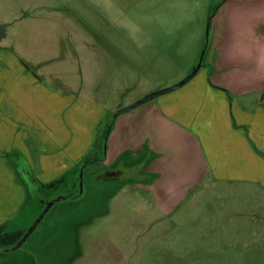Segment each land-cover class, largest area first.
<instances>
[{
    "label": "rangeland",
    "instance_id": "374dc122",
    "mask_svg": "<svg viewBox=\"0 0 264 264\" xmlns=\"http://www.w3.org/2000/svg\"><path fill=\"white\" fill-rule=\"evenodd\" d=\"M26 1L40 14L50 8L51 17L58 20L55 25H62V35L50 30L46 40L49 38L50 55L57 52L64 61L51 59L37 67L40 73L45 67L51 88H61L67 106L35 117L42 125L33 133L23 127L31 140L26 147L35 157L39 176L50 178L53 175L44 172L41 158L53 163L57 156L77 154L82 151L77 141L87 143H83L85 151L97 122L102 128L118 108L130 105L144 90H161L189 74L194 28L203 9L193 11L197 5H189L188 0ZM206 34L207 41L208 31ZM74 56L80 63L71 62ZM82 66L85 75L76 78L81 76ZM86 84H93L95 98L106 108L75 110V100L83 89H89ZM48 131L57 142L47 146L42 133ZM97 151H103L99 140L89 159ZM62 161L60 168L51 171L71 162L68 157ZM138 164L120 165L124 172L117 182L104 176L110 168H118L117 161L89 165L82 192L77 186L78 197L56 202L45 215V224L53 227L52 237L45 224H40L20 248L0 256V264H264V175L259 187L247 177L210 181L169 214L161 210L156 195L142 187L153 175ZM180 184L186 195V179ZM110 194L114 196L107 201ZM36 195L38 201L30 200L25 215L18 218L20 228L33 223L43 208Z\"/></svg>",
    "mask_w": 264,
    "mask_h": 264
},
{
    "label": "crops",
    "instance_id": "0c3cea01",
    "mask_svg": "<svg viewBox=\"0 0 264 264\" xmlns=\"http://www.w3.org/2000/svg\"><path fill=\"white\" fill-rule=\"evenodd\" d=\"M199 1L188 0L189 5H197L193 11L203 10L198 12L199 24L191 44L194 51L186 72L195 67L209 31L202 68L184 87L119 115L107 139V151L103 146L101 160L93 162L117 161L118 168H110L104 175L110 182H117L123 167L143 162L140 166L153 177L142 187L154 193L161 210L169 214L210 181L247 177L259 187L260 176L264 175V0ZM30 7L26 0L20 4L0 0V227L15 223L20 228L18 218L30 197L23 166L46 194L74 191L80 164L95 151L99 140L97 122L85 151V142L77 141L82 150L77 154L57 156L53 163L47 157L41 158L44 172L53 176H39L35 157L26 147L31 140L23 127L33 133L36 126L42 125L35 117L61 111L67 100L61 88H51L45 67L42 73L37 67L51 59L64 61L57 52L50 55L49 38L46 40L50 30L62 35V25H55L58 20H53L50 8L40 14ZM70 59L80 63L77 56ZM83 74L82 66L81 76H75L83 79ZM88 88H82L85 91L75 100V110L83 106L106 108L95 98L93 84ZM147 94L145 90L140 93ZM139 98L132 99V103ZM42 135L47 146L57 142L51 140L49 131ZM64 157L71 162L52 172L65 162ZM129 157L134 159L130 161ZM183 179L187 182L186 195L180 184ZM52 229L47 230L49 238Z\"/></svg>",
    "mask_w": 264,
    "mask_h": 264
},
{
    "label": "water",
    "instance_id": "95a60500",
    "mask_svg": "<svg viewBox=\"0 0 264 264\" xmlns=\"http://www.w3.org/2000/svg\"><path fill=\"white\" fill-rule=\"evenodd\" d=\"M208 34H209V31H208ZM207 44H208V37H207V41H206L204 50L202 52V56H201L198 64L192 69V71L185 78H183L179 82L175 83L174 85H171L169 87H166V88H163L161 90H158V91H155V92H152V93H149L147 95L142 96L141 98H139L135 102L131 103L130 105L119 109L116 113H114L112 118L116 119L119 115L126 113L130 110H133V109L139 107L140 105H142V104H144L150 100H153L154 98H156L160 95L170 93L172 91H175V90L182 88L185 85H187L197 75V73L200 71V69L203 66V60H204V55L206 52ZM104 149H106V142L104 143ZM82 176H83V168L80 170L78 177L82 178ZM82 186H83V182L81 180V182H80L81 192H82ZM68 198H69V196H58V197L52 198V199L51 198H45L43 196H39V200L46 203V207L39 214V216L35 219V221L32 223V225L28 228V230L23 235L21 240L12 248V250H16L22 246V244L27 240V238L36 230L38 224L41 222V220L44 218V216L49 212V210L53 207V205L56 202L63 200V199H68Z\"/></svg>",
    "mask_w": 264,
    "mask_h": 264
},
{
    "label": "trees",
    "instance_id": "16d2710c",
    "mask_svg": "<svg viewBox=\"0 0 264 264\" xmlns=\"http://www.w3.org/2000/svg\"><path fill=\"white\" fill-rule=\"evenodd\" d=\"M114 121H115V119H113L111 117L109 119V121H107L105 126L100 125V126H102V128L100 127V129H99V145L101 146V148L104 146V143L107 142V139L109 137V134H110V131H111V128L113 126ZM101 124L104 125V121H102ZM87 159L90 160L89 155L86 157V160ZM98 160H101V159H98ZM23 173L25 174L27 182L31 188L28 205L25 207V210L22 212V215L24 216L28 207L31 204V201L34 198L38 201L35 191L37 190V185H39V183L34 178V176L24 166H23ZM42 188H44V187L42 186ZM17 223H18V226H20L19 221ZM15 225L16 224L14 223L13 224V226H14L13 230L6 229V226L0 227V256L7 254L6 251H9L10 249H12L21 240V238L23 237V235L27 231L28 227L30 226V224H28V226H26L25 228H16Z\"/></svg>",
    "mask_w": 264,
    "mask_h": 264
},
{
    "label": "flooded vegetation",
    "instance_id": "af4514ba",
    "mask_svg": "<svg viewBox=\"0 0 264 264\" xmlns=\"http://www.w3.org/2000/svg\"><path fill=\"white\" fill-rule=\"evenodd\" d=\"M99 153L93 158V159H90V160H86V157L88 156H86V157H84V159L82 160V163L80 164V167H79V169H78V172H77V183H78V186L80 185V182H81V180H82V182H83V179H84V174H83V176H82V178H79L78 176H79V172H80V170L83 168V173H84V171H85V169L89 166V165H91L93 162H95L96 160H98V159H101L102 157H101V153H100V151H98ZM90 155V154H89ZM52 187H54V186H52ZM31 189V188H30ZM76 190H77V188L74 190V191H70V192H67V193H58L57 195L58 196H69V198L68 199H75V198H77L78 196L76 195ZM36 193H38V196H43V197H45V198H54V197H56V195H50V194H46V193H44V188H42V186L39 184V185H37V190L35 191ZM40 201V200H39ZM33 202V201H32ZM31 202V203H32ZM41 203H42V206H43V208H41V210L38 212V214H37V216H36V218L39 216V214L44 210V208L46 207V203H44V202H42V201H40ZM51 209H53V207L51 208ZM45 217V216H44ZM35 218V219H36ZM42 222H44V218L41 220V222L38 224V226L40 225V224H45V222L44 223H42ZM32 225V223L30 224V226ZM29 226V227H30ZM37 226V227H38ZM52 225H48L47 223L45 224V230H47V229H49L50 227H51ZM28 227V228H29ZM49 227V228H48ZM37 229V228H36ZM28 230V229H27ZM26 233V232H25ZM29 238V237H28ZM28 238H27V240H28ZM26 240V241H27ZM25 241V242H26ZM24 242V243H25Z\"/></svg>",
    "mask_w": 264,
    "mask_h": 264
}]
</instances>
